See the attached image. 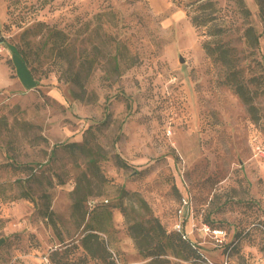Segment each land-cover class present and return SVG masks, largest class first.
Instances as JSON below:
<instances>
[{
    "label": "rangeland",
    "instance_id": "1",
    "mask_svg": "<svg viewBox=\"0 0 264 264\" xmlns=\"http://www.w3.org/2000/svg\"><path fill=\"white\" fill-rule=\"evenodd\" d=\"M189 1L0 0V264H264V93L254 121L204 52ZM217 2L247 54L233 0ZM33 21L62 29L67 49L21 34ZM155 218L167 233L180 222L200 258L144 255L129 224ZM89 227L95 255L81 244Z\"/></svg>",
    "mask_w": 264,
    "mask_h": 264
},
{
    "label": "trees",
    "instance_id": "2",
    "mask_svg": "<svg viewBox=\"0 0 264 264\" xmlns=\"http://www.w3.org/2000/svg\"><path fill=\"white\" fill-rule=\"evenodd\" d=\"M52 1L37 0V3L39 7H44ZM254 1L257 5L258 17L262 25L261 31L253 23L251 11L245 0H233L236 10L242 18L241 36L244 42V49L247 50V54L244 55H241V51L237 46L233 45L227 38L230 34L231 26L226 23L225 17L218 13L221 9L217 6V0H190L186 6L192 25L199 31L200 35L205 36L201 42L204 52L212 59L214 64L222 68L223 82L230 86L246 105L250 118L257 121L260 118V114L256 105V98L264 93V63L257 57V51L260 48L259 39L262 33H264V0ZM21 34L40 36L42 38V46L44 47L52 41L53 46L59 49V53L67 49L65 45L66 33L60 28L48 25L44 21H33L24 27ZM108 38L110 42L114 40L112 36ZM115 48H118V42L115 43ZM15 50L22 56L33 75L34 69L30 65L29 53L26 48L16 47ZM112 59V69L118 71L119 61L117 53L113 55ZM86 61L89 60L86 59ZM69 74L70 80L78 84L80 88H83L80 73L70 72ZM70 146L82 148L83 145L73 142ZM119 160L124 164L121 159ZM93 161L94 159L90 157V162ZM25 194L26 197L29 196L28 193ZM86 196L84 195L83 199ZM80 203L81 199L75 198L74 206L77 207ZM129 229L139 249L143 250L144 255L150 256L151 260L161 259V256L165 254L166 249L169 247L175 250L176 254H181L184 258H200L201 253L197 250L193 241L189 238H184L176 230L167 233L156 218L150 225H145L140 221L131 223L129 224ZM94 230L95 228L89 227L88 231L81 238L83 248L91 255L96 254L99 245L103 247L98 233ZM141 242H145L146 246L143 247ZM55 264L75 263H70L66 260L58 261Z\"/></svg>",
    "mask_w": 264,
    "mask_h": 264
},
{
    "label": "built area",
    "instance_id": "3",
    "mask_svg": "<svg viewBox=\"0 0 264 264\" xmlns=\"http://www.w3.org/2000/svg\"><path fill=\"white\" fill-rule=\"evenodd\" d=\"M256 151L264 156V147L263 146H256ZM188 205V199L186 197H182V206ZM182 208H179V213L182 214ZM202 229L205 231L209 230V227L206 224H203ZM175 230L180 232L184 238H189L188 234L183 230L182 224L180 222H177L175 224ZM190 239V238H189Z\"/></svg>",
    "mask_w": 264,
    "mask_h": 264
},
{
    "label": "water",
    "instance_id": "4",
    "mask_svg": "<svg viewBox=\"0 0 264 264\" xmlns=\"http://www.w3.org/2000/svg\"><path fill=\"white\" fill-rule=\"evenodd\" d=\"M180 61H183V59H180ZM4 239L0 238V245L3 243Z\"/></svg>",
    "mask_w": 264,
    "mask_h": 264
}]
</instances>
